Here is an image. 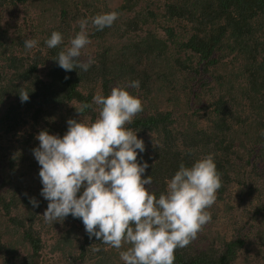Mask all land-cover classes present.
Listing matches in <instances>:
<instances>
[{
	"label": "trees",
	"instance_id": "trees-1",
	"mask_svg": "<svg viewBox=\"0 0 264 264\" xmlns=\"http://www.w3.org/2000/svg\"><path fill=\"white\" fill-rule=\"evenodd\" d=\"M112 11L110 27L91 25L93 16ZM82 19L94 62L87 71H65L54 59ZM52 31L62 43L49 49ZM29 38L37 44L26 50ZM132 80L139 87L126 91L142 111L125 127L144 143L137 162L148 165L142 178L151 176L152 184L145 187L158 197L180 163L206 156L219 175L216 200L205 209L211 219L174 250V264H264V0H0V264H55L56 256L123 264L119 253L130 244L117 249L89 238L71 215L44 222L47 201L32 149L41 130L62 136L68 119L95 120L93 96ZM82 102L92 107L80 114ZM235 185L255 192L248 207L232 202ZM220 218L230 234L218 227Z\"/></svg>",
	"mask_w": 264,
	"mask_h": 264
},
{
	"label": "clouds",
	"instance_id": "clouds-1",
	"mask_svg": "<svg viewBox=\"0 0 264 264\" xmlns=\"http://www.w3.org/2000/svg\"><path fill=\"white\" fill-rule=\"evenodd\" d=\"M116 19L112 11L93 16L90 23L100 31ZM88 23L79 21L80 31L54 59L63 70L87 71L94 62L90 56L79 60L89 43ZM44 43L49 49L60 45L61 33L52 31ZM36 44L35 39L24 40L26 50ZM128 87L138 88L139 81L114 87L107 96H93L99 110L92 122L68 119L62 136L46 130L36 134L39 144L32 155L40 166V195L47 201L43 220L54 223L71 215L81 220L89 238L117 249L122 242L130 244L119 253L123 264H174V250L186 247L211 219L205 209L216 200L219 175L211 156L190 166L180 163L166 181V191L155 197L145 187L152 184L151 176L142 178L147 163L137 162V150L143 153L144 143L125 127L142 111L140 100L126 91ZM19 98L27 101L28 93H20ZM91 107L82 102L75 110L82 114ZM29 202L38 206L34 198Z\"/></svg>",
	"mask_w": 264,
	"mask_h": 264
},
{
	"label": "rangeland",
	"instance_id": "rangeland-1",
	"mask_svg": "<svg viewBox=\"0 0 264 264\" xmlns=\"http://www.w3.org/2000/svg\"><path fill=\"white\" fill-rule=\"evenodd\" d=\"M112 5H117L119 2H121V0H108ZM3 24V23H2ZM134 27H135V25H134ZM129 33L130 34H133V32H130L129 31ZM93 49H94V47H93V45H92V43L91 42H89L86 46H85V48H83L82 50H81V54H82V56H89L92 52H93ZM42 75H44V73L42 74ZM21 135L23 136V134L21 133ZM241 188L242 189H244L246 192H248V193H251L250 194V197H247L245 194H241L240 193V190H241ZM234 199H233V203L234 204H236V202H240L241 204H244V206L245 207H248L249 206V203L246 201V200H248V198L249 199H252V198H255L256 197V194H255V192H253V191H250L248 188H246L245 186H238V185H235L234 186ZM240 196V197H239ZM234 208H236V207H234ZM233 208V209H234ZM224 209V208H223ZM224 213H221V215H223ZM244 215V213H243V211H238L237 212V216L238 217H241V216H243ZM227 219L226 218H224V219H221L220 218V220H219V228L221 229V230H226V231H228V233L230 234L231 233V225H230V223H228L227 221H226ZM206 234V231H203L202 232V234H201V237H203L204 235ZM61 235V234H60ZM82 244H83V242H80L79 244H78V246L75 248V250H74V255L75 256H78V254H79V252H80V248H81V246H82ZM55 258H57L56 260V263L55 264H70V262L72 261L71 260V258L70 257H68V258H63L62 256H56ZM76 264H82L81 263V261H78V263H76Z\"/></svg>",
	"mask_w": 264,
	"mask_h": 264
}]
</instances>
